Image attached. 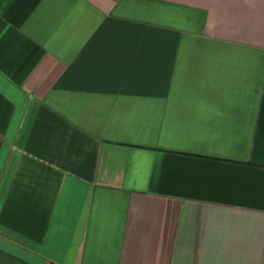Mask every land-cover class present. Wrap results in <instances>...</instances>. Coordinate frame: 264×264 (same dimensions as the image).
Wrapping results in <instances>:
<instances>
[{
  "label": "crops",
  "instance_id": "obj_1",
  "mask_svg": "<svg viewBox=\"0 0 264 264\" xmlns=\"http://www.w3.org/2000/svg\"><path fill=\"white\" fill-rule=\"evenodd\" d=\"M0 264H264V0H0Z\"/></svg>",
  "mask_w": 264,
  "mask_h": 264
}]
</instances>
